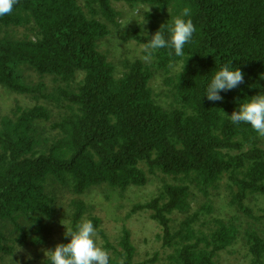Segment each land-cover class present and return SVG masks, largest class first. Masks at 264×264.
<instances>
[{
	"label": "trees",
	"instance_id": "obj_1",
	"mask_svg": "<svg viewBox=\"0 0 264 264\" xmlns=\"http://www.w3.org/2000/svg\"><path fill=\"white\" fill-rule=\"evenodd\" d=\"M117 5L138 16L123 22ZM184 7L196 30L181 57L143 51L147 60H123L117 73L98 47L112 36L144 48ZM226 63L244 83L208 101L206 81ZM27 70L49 84L28 82ZM261 77L264 0H17L0 16V87L44 103L0 118V264H25L20 250L59 243L83 220L109 264L154 261L135 259L127 228L107 236L85 197L144 188L157 174L175 182L131 213L156 224L167 264H221L236 248L264 264V136L224 115L264 91ZM197 197L206 202L192 206ZM215 197L228 218L212 215Z\"/></svg>",
	"mask_w": 264,
	"mask_h": 264
},
{
	"label": "rangeland",
	"instance_id": "obj_2",
	"mask_svg": "<svg viewBox=\"0 0 264 264\" xmlns=\"http://www.w3.org/2000/svg\"><path fill=\"white\" fill-rule=\"evenodd\" d=\"M117 7L123 11L125 17L121 19L123 22L126 20L130 21L134 16H138L137 9L131 11L128 7L123 5H117ZM98 47L107 57V60L113 65L117 73L122 70L121 62L123 60L132 61L136 58H141L145 61L148 59L143 57L142 52L144 48L142 46L133 43L119 44L116 38L112 36L103 39ZM25 77L28 82L33 84L39 82L49 84L48 78H41L32 71H25ZM162 92L161 89L157 90L154 86L155 95H162ZM42 103H44L42 99L36 100L31 95H18L0 87V118L9 115L11 111L15 110L16 106H33ZM9 109H11V111H8ZM163 181L174 183L175 179L170 176L157 174L156 176L149 177V181L144 188L132 187L125 192H120L119 190L111 188H98L91 191L88 197H85L86 202H89V204L93 206L95 214L100 217L101 228L104 233L109 237H115L120 234V230L123 227L127 228L134 245L135 259L152 260L155 258L154 261L148 264H167L164 254L161 251L160 242L157 238L158 227L148 219L146 213H131V207L135 203L143 202L153 196L156 192V188L160 187ZM195 201L196 203L192 204V206L205 203L206 199L197 197ZM210 201L214 205L213 216L229 217L230 210L223 201L218 204L216 197L212 198ZM258 201L264 204L263 198H258ZM253 203L254 199L249 202L252 208L254 206ZM253 210L255 209L253 208ZM64 238L65 239L61 240L59 243H66L67 237L64 236ZM96 242L98 246H101L99 237L96 238ZM47 244L45 243L44 247L39 246L34 248L26 246L24 251H19V253H21L18 255L23 261L27 259L25 264H37L36 259L40 260L41 257H44L45 250L53 248L57 243L51 245ZM233 252V256L222 254L221 264H246L248 262V258L243 257V252L240 250L237 252V248L234 249ZM22 264H24V262Z\"/></svg>",
	"mask_w": 264,
	"mask_h": 264
},
{
	"label": "clouds",
	"instance_id": "obj_3",
	"mask_svg": "<svg viewBox=\"0 0 264 264\" xmlns=\"http://www.w3.org/2000/svg\"><path fill=\"white\" fill-rule=\"evenodd\" d=\"M17 0H0V16L10 14ZM190 18V8L184 7L180 15L166 25H162L144 42V51L152 52L168 49L177 57L184 55V46L190 42L195 32ZM264 79V77H261ZM244 83L241 69L231 64H224L211 73L204 86L203 94L208 101H222V92L235 89ZM229 117L233 124L244 123L259 136H264V91L237 102ZM66 243H57L45 250L43 264H109L108 253L98 246L95 236L96 228L91 220H83L73 229L65 230Z\"/></svg>",
	"mask_w": 264,
	"mask_h": 264
}]
</instances>
